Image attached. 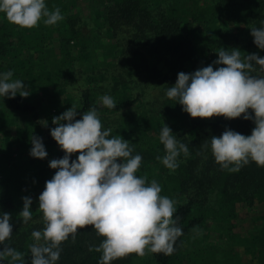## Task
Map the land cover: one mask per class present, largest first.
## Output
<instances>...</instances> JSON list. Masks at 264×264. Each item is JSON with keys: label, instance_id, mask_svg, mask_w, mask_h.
Returning a JSON list of instances; mask_svg holds the SVG:
<instances>
[{"label": "trees", "instance_id": "1", "mask_svg": "<svg viewBox=\"0 0 264 264\" xmlns=\"http://www.w3.org/2000/svg\"><path fill=\"white\" fill-rule=\"evenodd\" d=\"M45 3L50 11L59 8L64 19L52 26L41 20L38 26L26 29L9 23L0 13V73L12 71V79L23 81L30 91L27 98L0 96V212L11 213L13 223L11 238L0 248H15L24 253L25 264H30L31 233L44 227L38 197L55 174L49 162L65 155L50 135L54 127L51 121L75 105L81 113L96 107L100 118L120 115L112 135L132 142L133 154L142 156V173L137 175L147 174L150 181L153 174L149 170L157 168L160 173L154 179L161 186V195L175 201L173 219L179 217L177 226L183 234L171 255L147 252L148 264H184L185 259L187 264H216L218 260L220 264H238L240 249L256 264H264V167L249 163L238 172L222 170L210 147L204 146L225 129L248 136L253 122L243 117L193 119L165 95L178 73H192L212 64L221 47L239 49L242 56L257 53L264 57V50L256 47L250 33L252 27L264 26V0ZM80 4L89 15L85 20ZM256 68L253 75H264L259 66ZM71 82L79 84L78 99L49 97L51 89L58 86L62 87L61 95L65 94ZM37 92L43 98H38ZM103 95L111 96L117 107H103L99 103ZM133 109L142 111L133 115ZM20 117L25 119L17 124ZM40 120L48 121V126L38 124ZM164 124L189 148L187 156L178 157L175 170L157 159L165 155L159 141ZM32 135L42 138L47 151L43 160L31 156L23 160L30 155ZM77 156L73 154L71 159ZM25 196L33 201L32 219L27 224L18 216ZM258 213L261 227L255 234L241 236L236 222ZM208 224L213 225L221 244L231 248L217 253L212 243L198 240L193 252L186 251V247H193L191 239ZM102 239L92 226L78 228L74 241L70 236L62 243L56 264H98L101 253L89 249ZM141 257L132 253L113 264H136Z\"/></svg>", "mask_w": 264, "mask_h": 264}, {"label": "clouds", "instance_id": "2", "mask_svg": "<svg viewBox=\"0 0 264 264\" xmlns=\"http://www.w3.org/2000/svg\"><path fill=\"white\" fill-rule=\"evenodd\" d=\"M0 13L7 21L20 28L31 29L39 22L56 25L64 17L60 9L50 11L45 0H0ZM264 25V21L261 22ZM254 44L264 50V26L250 29ZM218 59L192 73L180 72L176 83L168 86L166 98L175 100L183 112L193 119L224 117L251 120L254 128L245 136L225 129L221 136H212L204 146L210 147L215 162L221 169L238 172L249 163L264 167V75H253L259 66L264 73V57L257 53L242 56L239 49L221 47ZM13 72L0 73V96L27 98L29 88ZM108 109L117 107L109 95L99 97ZM251 110V113L249 112ZM77 116L80 118L77 119ZM44 127L48 121L37 122ZM50 135L61 151L62 158L49 162L54 176L45 182L38 197L43 229L31 233L33 243L28 246L30 264H56L61 245L75 240L77 229L92 226L103 238L90 251L101 253L98 264L114 261L135 253L147 252L171 255L183 230L173 219L175 201L161 195V186L147 174L137 175L142 156L134 153V144L105 129L96 107L81 113L75 105L52 118ZM159 141L165 155L157 159L170 170H175L181 154L189 148L164 124ZM30 156L43 160L47 151L42 138H30ZM78 153L76 159H71ZM19 217L27 224L32 219L31 197L25 196ZM13 234L12 214L0 212V244ZM25 264L24 253L10 246L0 248V261Z\"/></svg>", "mask_w": 264, "mask_h": 264}, {"label": "rangeland", "instance_id": "3", "mask_svg": "<svg viewBox=\"0 0 264 264\" xmlns=\"http://www.w3.org/2000/svg\"><path fill=\"white\" fill-rule=\"evenodd\" d=\"M84 6H85L84 4H80V7H79L80 10H82L81 12H82V19L83 20L89 18V15H87V11H86ZM55 55H56V51H55ZM48 57H49V59L54 61V58L52 57L51 54L48 55ZM72 84H73L72 86H68L66 88V93L62 94V95L60 93V92H62V87L61 86L52 88L51 91L49 92V97H52V95L55 94V95H57L58 101H62L65 97H68L69 100L75 101L76 99H78V96H79V90H78L79 89V84H76V83H72ZM37 94H39V95H37ZM36 95L40 99L43 98V95H42L41 92H37ZM150 95H155V93L151 92ZM151 98H152V96H151ZM144 103H147V101L144 102ZM141 109L144 111L145 108H141ZM142 110L133 109L132 110L133 115L134 114L137 115V113H140ZM24 119H25L24 117L23 118L22 117L18 118L17 124L18 123H22L24 121ZM100 119H101L103 127L105 129L111 128L112 132H113L116 129V127L118 126L119 120L121 118H120V115H110V116H105V117L100 118ZM28 157H30V155H28V154H27V157L23 156V160L26 161L27 159H29ZM149 171L153 174V175H150L151 178H152V179H150V181L153 180L156 177V175H158L160 173L157 168L156 169H150ZM138 173H142V169L138 170ZM260 215L258 213V214L252 215V216H250L248 218H246V217L243 218L242 217V219H240V220H238L236 222V231L241 236H246L248 233L255 234L258 231V229L261 227V220L259 219ZM212 229H213V225H211V224H208V225H206V227L204 226V228L200 229L199 232L195 235V237H193L191 239L192 243H193V247H189L188 246V247L185 248V250L186 251L189 250V251L193 252L196 249L195 248L196 247V241H198V240H202L205 243L206 242L212 243V246L215 248L217 253H218V250L221 249V248H225L226 250L230 249L231 247L229 245H227L225 243H224V245L221 244L217 233L212 231ZM235 248L236 247H234V249ZM239 251H240V255H239V258H238V264H256L252 260V257L247 256L246 253L243 252L242 249H240ZM140 259H138V262H136V264H148L145 261L146 255L142 256ZM217 259H219V257H217ZM150 264H153V263L150 262ZM184 264H187V260L186 259H185ZM216 264H220V260H218ZM221 264H222V262H221Z\"/></svg>", "mask_w": 264, "mask_h": 264}]
</instances>
